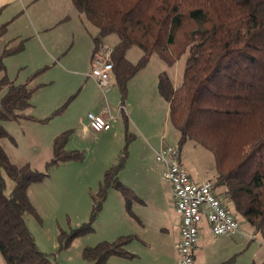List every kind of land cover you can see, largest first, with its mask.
<instances>
[{
    "label": "trees",
    "instance_id": "trees-1",
    "mask_svg": "<svg viewBox=\"0 0 264 264\" xmlns=\"http://www.w3.org/2000/svg\"><path fill=\"white\" fill-rule=\"evenodd\" d=\"M71 1L97 30L92 35L93 58L107 37L117 36L110 61L122 103L129 82L152 56L158 55L171 67L188 53L180 87L175 88L164 72L158 81V91L169 104V119L180 135L181 157L189 140L209 150L217 165L213 179L217 197L237 221L243 218L254 234L264 233V0ZM23 47L5 49L0 73L5 71L4 59ZM133 47L143 53L136 63L127 58ZM30 82L16 84L6 75L0 82L6 89L0 103V254L7 264H57L38 249L26 224L27 215L40 219L29 189L48 178L54 167L82 162L84 153L66 148L70 134L66 131L54 139L53 157L43 171L29 163L11 162L1 144L8 136L4 123L33 119L27 114L34 91ZM125 162L124 153L120 154L105 171L92 194L89 222L70 233L61 231L62 247L93 230L111 189L122 193L130 209L133 192L119 180ZM4 174L14 184L9 194ZM130 241L131 237L103 241L85 248L84 257L94 264H109L113 256L131 258L126 249Z\"/></svg>",
    "mask_w": 264,
    "mask_h": 264
},
{
    "label": "rangeland",
    "instance_id": "rangeland-1",
    "mask_svg": "<svg viewBox=\"0 0 264 264\" xmlns=\"http://www.w3.org/2000/svg\"><path fill=\"white\" fill-rule=\"evenodd\" d=\"M62 2L64 0H53L52 4L59 8L67 4L65 7L67 6L71 11V18L52 33L54 36L52 45L45 44L42 47L40 44L39 55H36L35 49H31L29 52L25 51L24 55H18L23 52L21 51L11 57L8 56L10 58L6 57L4 59L5 71L0 73V82L6 75L8 80L16 84H24L30 82L36 72L41 71L30 82V86L34 89L32 96L34 107L27 110V113L29 112L28 114L35 118L43 117L41 115H45L49 100L55 101L56 111L62 110L59 113L49 112L52 118L49 116L46 120L23 119L19 122H5L4 128L8 132V136L1 140V144L12 163L22 165L34 161V166L43 171L46 164H44V158L35 159L38 152L41 150L40 153H51L50 143L53 137H56L55 133L61 134L70 131L66 148L84 153L82 162L71 163L75 164L73 166L78 170L70 171V175L80 176L81 173L84 175V177L81 176L83 178L81 186L85 188V191L84 189L80 191L81 179L72 184L65 193L54 191L56 180H52L45 190V187L41 186L42 193L44 192L47 199H40L39 209L35 207L40 219L27 215L26 224L38 249L49 255L53 262L57 264H94L84 257L85 248L94 247L103 241L113 242L118 237L116 233H125L127 227L130 226L136 227V223H132L131 216L126 210L125 202L123 204L124 198L121 192L112 191L93 223V230L76 237L68 247L61 246L60 232L70 233L71 230L80 228L89 222L93 209L92 194H95L99 188L97 170L100 167V161H105L114 155L116 163L120 154L124 153L126 157L125 167L119 174V180L125 186H135L141 190L140 183L144 181L145 174L149 179H153L159 191L170 192L162 178L160 177L158 180L161 167L155 164L154 153L147 143L178 146L180 135L169 119V105L158 91V79L160 73L164 72L170 77L175 88L180 87L188 53L184 54L171 67L158 55L152 56L149 64L129 82L124 105H121L122 94L112 75V87L111 92L107 95V101L111 112L113 111L112 100H110L112 97L113 102L117 103L115 107L117 111L121 106L124 107L125 117L119 119L121 127L118 130L115 123L109 136L102 139L93 133L80 137V117H84L86 123L88 113L93 111L91 94L80 97L79 92L80 82L83 78L81 73L86 74L89 71L92 73L90 60L89 67L87 64L84 41H87L88 44L89 42L93 43L92 35H95L97 30L88 23L83 15L79 14L71 0H65L63 4ZM117 42L118 38L115 35L105 39V45L110 48H113ZM5 43H0L1 52ZM17 43L8 44V47L12 48ZM53 48L54 50L58 48V52H56L58 57L56 58L50 57V54L55 55ZM127 54L130 62L136 63L143 53L139 47H133ZM83 79L87 80V77ZM5 91L6 89H2L0 86V103ZM99 92L102 96V91ZM182 165L197 183L213 180L217 175L214 155L193 140H189L183 147ZM4 176L6 193L9 194L14 184L6 174ZM90 187L93 188L92 191ZM72 189L77 190L72 191ZM238 222L239 233L230 237L234 240V249L229 250V258L233 257L235 260L229 264H264V233L254 234L253 227L243 218H240ZM199 230V237L203 240L200 238L198 245L200 244L204 249L200 263L210 264L213 261L224 259L219 247L214 250L213 247L210 248V245H215L219 241L214 240L215 237L206 220L202 221ZM139 243V251H141L142 243ZM149 251V248H144L140 253L141 259L137 261L139 263L134 262L133 264H151ZM116 260L121 264L130 262L121 257ZM0 264H7L1 254Z\"/></svg>",
    "mask_w": 264,
    "mask_h": 264
},
{
    "label": "crops",
    "instance_id": "crops-1",
    "mask_svg": "<svg viewBox=\"0 0 264 264\" xmlns=\"http://www.w3.org/2000/svg\"><path fill=\"white\" fill-rule=\"evenodd\" d=\"M72 2V1H71ZM53 0H0V31L3 30V33L0 35V43H5L4 49L1 52L0 51V57L4 53L5 49H12L17 46H20L23 44V52L18 55H24L25 51L29 52L31 49H35L37 51L36 55H39L40 44L42 47L45 46V44H49V46L52 45L54 36L53 32L55 30H58L60 27H62L65 23L68 22V20L71 18V11L63 6L54 7L53 6ZM65 3L62 2V4ZM68 3V2H67ZM4 39V40H2ZM18 42V43H17ZM17 43L12 48L8 47V44H14ZM85 43V50L87 54V64L90 60V69L93 68V52H92V45L93 43L84 41ZM1 50V49H0ZM54 50V48H53ZM55 55H51V58L58 57V48L54 50ZM92 52V55H91ZM91 55V58H90ZM128 55V54H127ZM41 56V55H40ZM11 57V56H10ZM8 57V58H10ZM128 58V56H127ZM129 60V59H128ZM130 61V60H129ZM89 67V64H88ZM91 71L87 72L86 74H82L81 76L87 77V80H84L82 78V81L80 82V97L82 95L90 96L91 94V107L93 111H90L89 113H98L101 108V101L102 97L100 94V88L96 82V80L91 76ZM134 79V78H133ZM132 79V80H133ZM84 80V81H83ZM131 80V81H132ZM159 80V79H158ZM175 87V86H174ZM34 90V89H33ZM34 93V91H33ZM33 96V95H32ZM113 111L111 112L114 116V120L112 121V129H114V124L116 123V128L121 127L119 119L120 117L124 118L125 116V109L123 112L119 113L115 109L116 104L113 102V97L110 99ZM32 103V98H31ZM48 107L46 109L45 115H41L43 117L35 118L31 114H28L33 117L34 119H41L46 120L49 116V112H55V101L49 100ZM103 104V101H102ZM121 105H124L122 103ZM169 105V104H168ZM33 104L30 108L33 109ZM54 110V111H52ZM88 113V114H89ZM121 115V116H120ZM52 118V116L50 117ZM85 118L80 117V137L88 136L90 133L95 134L99 139L106 138L109 136L110 131L101 132V133H95L92 131V129L89 126V120L87 115V122L85 123ZM114 122V123H113ZM119 125V126H118ZM137 128V127H136ZM138 132L140 130L137 128ZM66 132V131H65ZM56 137L59 133H55ZM118 134V133H117ZM55 136V135H54ZM136 136V135H135ZM51 140L50 146H51V153L43 152L40 153L41 150L38 152L35 159L38 160L44 158L45 163L49 162L53 155H52V144L54 138ZM137 138V136H136ZM150 150L154 153V160L156 152L161 149L165 145H150V143H147ZM46 150V149H45ZM115 155L112 157H109L105 161H100V167H98L97 173L98 178L97 182L100 184V181L103 178L105 171L116 163V159H114ZM118 160V159H117ZM37 162V161H35ZM75 162H68L64 164H60L59 166H56L52 169L50 176L46 178L44 181L33 184L29 189V196L32 201V203L35 205L36 208L39 209V200L41 199H47V196H45L44 192L42 193L43 189L41 186L48 187L52 180L55 181L56 188L54 191H57L58 193H65L68 191V189L72 186V184L79 182L80 180V186L82 184L81 176L76 175H70V171L72 170H78L75 166V164H71ZM29 164L37 169L40 170L38 167L34 166V161H30ZM155 164L159 167H161V173L158 178H162L163 173V167L159 164ZM24 165V164H22ZM46 166V165H44ZM45 168V167H44ZM78 173V172H77ZM100 174V175H99ZM101 176V177H99ZM191 176V175H190ZM84 177V175H83ZM192 178V177H191ZM144 181L140 183L141 190H138V187L132 186L128 187L133 192V198L130 203V209L127 208L126 200L123 196V204L125 202V207L129 215L131 216L132 223H136V227L130 226L127 227L125 233H116L119 238L120 237H131V243L128 244L126 247L127 251L133 256L131 258H125L128 259L129 264L139 263L141 259L140 253L143 252L144 248L150 249L149 254L150 258L152 260L151 264H179V257H178V250L177 245L180 240V226H179V218L175 210L173 197L171 190L169 191H159L157 185L153 181V179H149L147 175L144 174L143 177ZM149 180V181H148ZM165 183V182H164ZM169 187V186H168ZM78 188V186H77ZM85 191V188L81 186L80 191ZM53 190V189H52ZM77 189H72V191H75ZM90 190L92 191L93 188L90 187ZM112 191H118L116 189H111L108 193V196L112 193ZM120 192V191H119ZM116 193V192H113ZM122 194V193H121ZM107 196V198H108ZM106 198V199H107ZM105 204V202H104ZM104 207V206H103ZM146 211V212H144ZM121 234V235H120ZM214 235V234H213ZM214 240H218L217 244L210 245V248L213 247V250L218 248L223 253L224 259H219L217 261H213L210 264H229V260H232L231 263L235 260L233 257L229 258L230 249H234V240L233 238H230L232 236H215ZM201 237H199L200 239ZM203 240V238H201ZM142 243L141 251L140 249V243ZM200 242V241H198ZM204 253L203 247L198 245L197 253H196V264H201V256ZM154 258V260H153ZM116 259H118L117 256H113L109 259L110 264H121ZM156 260V262H155Z\"/></svg>",
    "mask_w": 264,
    "mask_h": 264
},
{
    "label": "built area",
    "instance_id": "built-area-1",
    "mask_svg": "<svg viewBox=\"0 0 264 264\" xmlns=\"http://www.w3.org/2000/svg\"><path fill=\"white\" fill-rule=\"evenodd\" d=\"M112 48L103 45L95 53L91 76L103 95L98 113H89V126L95 133L110 131L114 116L107 95L111 92ZM124 107L119 108V113ZM155 161L163 167L162 180L169 186L179 218L180 240L177 245L179 264H196L200 224L208 222L215 236H234L239 233V222L217 197L214 180L195 182L183 168L178 146H163L156 152Z\"/></svg>",
    "mask_w": 264,
    "mask_h": 264
}]
</instances>
